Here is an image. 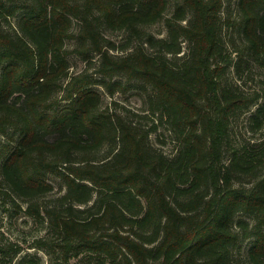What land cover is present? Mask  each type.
<instances>
[{
    "label": "trees",
    "instance_id": "trees-1",
    "mask_svg": "<svg viewBox=\"0 0 264 264\" xmlns=\"http://www.w3.org/2000/svg\"><path fill=\"white\" fill-rule=\"evenodd\" d=\"M223 2L0 0V194L46 222L36 243L51 264H237L241 238L246 264H264V132L230 138L247 112L264 131V92L225 78L247 59L264 67V0H238L234 22ZM121 79L147 92L137 120L102 107L97 86ZM160 128L169 154L151 141ZM49 176L63 190L52 204ZM19 250L0 243V256Z\"/></svg>",
    "mask_w": 264,
    "mask_h": 264
},
{
    "label": "rangeland",
    "instance_id": "rangeland-1",
    "mask_svg": "<svg viewBox=\"0 0 264 264\" xmlns=\"http://www.w3.org/2000/svg\"><path fill=\"white\" fill-rule=\"evenodd\" d=\"M238 0H224L221 18L225 20L235 21L237 18L236 4ZM169 13V11L167 12ZM5 30L11 32L16 27V17H10L7 22L3 23ZM162 24H156L148 27V31L153 34H158L162 30ZM106 36L113 41H119L121 33L107 31ZM240 35L237 26L227 25L223 27V41L229 46V51L236 48L239 43ZM234 55H232L233 58ZM235 62L236 59L233 58ZM76 69H81L83 65L76 61ZM247 68V69H246ZM74 69V70H76ZM242 69L244 70L241 80L236 77L234 70L230 69L226 72L225 78L230 84L242 85L247 91H260L258 81L264 79V67H259L248 59L243 62ZM113 80H118V77ZM124 85L123 91H116L113 94H108L105 88L97 86V90L102 96V107L109 112H119L129 120H137L136 114H144L147 109L146 105V90L136 82H126L121 79ZM249 112L242 114L232 122L230 138L234 146L241 141V138H258L264 131H251V124L248 121ZM151 141L154 146L162 148L167 154L173 151V143L165 128H160L157 133L151 135ZM53 185V190L41 197V202L52 204L53 200L60 196L63 192L58 180L48 177ZM40 201V200H38ZM21 208L25 207V203L18 202ZM240 219H247L241 215H237L234 223ZM249 221V219H247ZM47 224L44 220L34 219L25 215L23 211L12 207L8 198L0 194V243L10 245L14 248L19 247L18 253L9 251L6 255L0 256V264H51V257L45 250L37 246L36 241L46 237ZM251 238H241L237 247L233 252V260L237 264H246V254L250 246ZM11 250V249H10ZM59 264H84L79 259H73L68 263Z\"/></svg>",
    "mask_w": 264,
    "mask_h": 264
}]
</instances>
